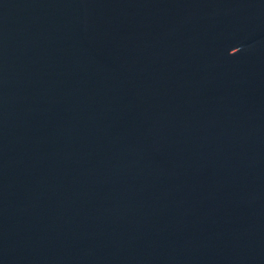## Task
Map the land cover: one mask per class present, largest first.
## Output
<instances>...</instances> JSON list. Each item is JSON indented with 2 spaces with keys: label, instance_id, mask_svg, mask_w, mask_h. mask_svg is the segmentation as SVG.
<instances>
[{
  "label": "water",
  "instance_id": "obj_1",
  "mask_svg": "<svg viewBox=\"0 0 264 264\" xmlns=\"http://www.w3.org/2000/svg\"><path fill=\"white\" fill-rule=\"evenodd\" d=\"M0 264H264V0H0Z\"/></svg>",
  "mask_w": 264,
  "mask_h": 264
}]
</instances>
